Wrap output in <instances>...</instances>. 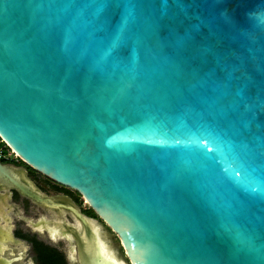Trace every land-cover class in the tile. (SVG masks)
I'll return each instance as SVG.
<instances>
[{"label": "water", "instance_id": "95a60500", "mask_svg": "<svg viewBox=\"0 0 264 264\" xmlns=\"http://www.w3.org/2000/svg\"><path fill=\"white\" fill-rule=\"evenodd\" d=\"M0 139L110 264H264V0H0Z\"/></svg>", "mask_w": 264, "mask_h": 264}, {"label": "flooded vegetation", "instance_id": "af4514ba", "mask_svg": "<svg viewBox=\"0 0 264 264\" xmlns=\"http://www.w3.org/2000/svg\"><path fill=\"white\" fill-rule=\"evenodd\" d=\"M0 162L18 168L20 172L10 176L20 183L28 180L45 200L31 199L0 175V264H40L35 250L40 244L59 252L65 264H80L84 248L93 260L110 264L113 240L126 258L119 237L78 191L48 178L17 155Z\"/></svg>", "mask_w": 264, "mask_h": 264}, {"label": "trees", "instance_id": "16d2710c", "mask_svg": "<svg viewBox=\"0 0 264 264\" xmlns=\"http://www.w3.org/2000/svg\"><path fill=\"white\" fill-rule=\"evenodd\" d=\"M2 142H0V145ZM35 250L37 251L40 264H65L63 257L53 248L47 246L36 245Z\"/></svg>", "mask_w": 264, "mask_h": 264}, {"label": "built area", "instance_id": "2783aa9c", "mask_svg": "<svg viewBox=\"0 0 264 264\" xmlns=\"http://www.w3.org/2000/svg\"><path fill=\"white\" fill-rule=\"evenodd\" d=\"M0 142L2 144L0 145V159H11L13 157H16L15 152L10 149L4 142L3 140L0 139Z\"/></svg>", "mask_w": 264, "mask_h": 264}, {"label": "rangeland", "instance_id": "374dc122", "mask_svg": "<svg viewBox=\"0 0 264 264\" xmlns=\"http://www.w3.org/2000/svg\"><path fill=\"white\" fill-rule=\"evenodd\" d=\"M118 244V243H117ZM118 246H119V244H118ZM127 262H128V260H127ZM129 264V263H128Z\"/></svg>", "mask_w": 264, "mask_h": 264}]
</instances>
